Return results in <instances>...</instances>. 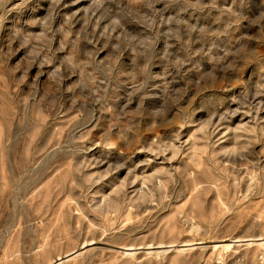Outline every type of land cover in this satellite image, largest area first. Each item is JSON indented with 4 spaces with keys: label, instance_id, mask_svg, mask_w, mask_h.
Returning <instances> with one entry per match:
<instances>
[{
    "label": "rangeland",
    "instance_id": "374dc122",
    "mask_svg": "<svg viewBox=\"0 0 264 264\" xmlns=\"http://www.w3.org/2000/svg\"><path fill=\"white\" fill-rule=\"evenodd\" d=\"M248 241L264 0H0V264H264Z\"/></svg>",
    "mask_w": 264,
    "mask_h": 264
},
{
    "label": "bare ground",
    "instance_id": "6f19581e",
    "mask_svg": "<svg viewBox=\"0 0 264 264\" xmlns=\"http://www.w3.org/2000/svg\"><path fill=\"white\" fill-rule=\"evenodd\" d=\"M222 242V243H221ZM254 242H256V241H254ZM253 241H248V242H246V245H252V244H255ZM263 243L262 242H257L253 247H252V253L253 254H255V253H257V252H259V250L261 249V247H263ZM214 248H219V249H228V248H230V243L229 244H226L224 241H220L219 243H216V244H214V246H213ZM77 252L75 251V252H72V253H70V254H67V255H65L64 257H62V258H58L57 260H55V261H53V263H51V264H60V263H63V262H65V261H67V260H69V259H71L73 256H75V254H76Z\"/></svg>",
    "mask_w": 264,
    "mask_h": 264
}]
</instances>
